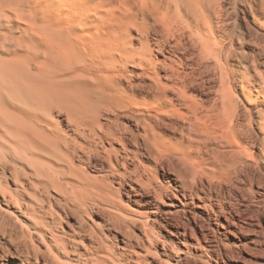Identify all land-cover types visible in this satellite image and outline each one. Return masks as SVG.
<instances>
[{"label":"bare ground","instance_id":"1","mask_svg":"<svg viewBox=\"0 0 264 264\" xmlns=\"http://www.w3.org/2000/svg\"><path fill=\"white\" fill-rule=\"evenodd\" d=\"M248 2L240 23L221 0H0V264H85L61 194L121 264H264Z\"/></svg>","mask_w":264,"mask_h":264},{"label":"rangeland","instance_id":"2","mask_svg":"<svg viewBox=\"0 0 264 264\" xmlns=\"http://www.w3.org/2000/svg\"><path fill=\"white\" fill-rule=\"evenodd\" d=\"M221 1H222V3H229V7H231L230 8L231 10L229 9V11L232 12V15L234 16L235 19L237 18V22L241 23L240 18L242 16L240 15L241 13L239 11H241V9L246 4V2L249 3L248 1H252V0H246V1L245 0H232L233 3L230 0H228V2H226L227 0H221ZM244 2H245V4H244ZM240 23H237V24H240ZM257 31H259V30H257ZM260 32L264 33L262 31V29H261V31H259V33ZM76 92L79 93V91H76ZM80 94L86 96L87 92L82 90V88H81ZM259 159L261 160V168L264 170V157L262 155H260ZM91 169H93V168L88 167L87 172L90 176H94L96 174L95 170H91ZM61 196L59 198L61 200V203H62L61 206L63 208V213H64L62 224H61L62 228H64L65 231L70 232L69 226L73 225V227H75V230L78 232L77 237H76V242L73 243V248H72V251H74L73 252V254H74L73 258L74 257L76 259L79 258V260L85 264H113V263L114 264L115 263L121 264L122 259L119 255H115L114 253L112 254V252L109 253L108 250H110V249L107 245V242H101V241H99L100 239L97 240L98 239L97 236L90 229L81 230V225L84 226L83 223L85 225H88V224L91 225L92 223H95V224L101 223L102 222V219L100 218V216H102L101 211H99L96 207L95 208L90 207L87 200H85L83 202V203H87L84 206L86 208H84V207L79 208V206L76 205L77 203L74 202L75 201L74 199H76V198L78 199L77 195L71 196V195H64V194L62 195L61 194ZM64 196H65V198H63ZM72 197H76V198L73 199ZM87 206H89V207H87ZM85 209H87V210H85ZM84 210H85V212H83ZM81 212L83 214H81ZM90 239H91V241L94 240L93 242L96 243V244H94L93 247L89 245ZM103 258H104V261H102L101 263H97V260L103 259ZM47 259L50 262L51 259H49V258H47Z\"/></svg>","mask_w":264,"mask_h":264}]
</instances>
